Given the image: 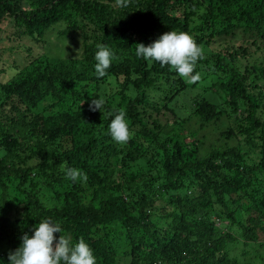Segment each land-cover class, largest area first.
<instances>
[{
  "label": "trees",
  "instance_id": "obj_1",
  "mask_svg": "<svg viewBox=\"0 0 264 264\" xmlns=\"http://www.w3.org/2000/svg\"><path fill=\"white\" fill-rule=\"evenodd\" d=\"M63 20L86 32L79 60L31 59L34 68L0 84V264L48 218L73 244L83 238L96 264H245L240 246L241 255L248 249L262 261L264 0H130L127 7L116 0H0V26L10 22L20 38L36 41ZM170 31L189 34L202 50L193 72L200 79L191 85L211 80L192 116L200 126L217 120L222 111L203 95L219 94L231 117L239 111L227 138L244 139L250 149L227 145L198 157L193 136L166 135L162 118L184 94L185 78L138 57L134 45ZM98 44L117 57L103 78L95 73ZM117 75L124 90L103 99L101 112L90 111L106 78ZM120 110L131 136L118 146L108 126ZM142 159L155 169L137 168ZM65 162L87 182L66 179ZM7 180L16 184L14 195H24L20 204L8 200Z\"/></svg>",
  "mask_w": 264,
  "mask_h": 264
},
{
  "label": "rangeland",
  "instance_id": "obj_2",
  "mask_svg": "<svg viewBox=\"0 0 264 264\" xmlns=\"http://www.w3.org/2000/svg\"><path fill=\"white\" fill-rule=\"evenodd\" d=\"M93 27H89L88 36ZM86 32L84 30L70 28L66 20L60 21L48 30H46L44 36L39 39L33 40L27 37H18L16 35V29L11 25L10 22L6 21L4 25L0 26V84H4L18 77L24 71L34 68V63L29 60L33 59L35 63L44 62L46 60H52L56 62L67 60L78 61L82 51V41ZM258 54L255 53L250 57L251 62L258 61ZM29 55V56H28ZM262 56V54H260ZM210 79L201 82L200 86L195 88L191 85L189 79L185 78L184 94L176 98L175 101L169 104L170 111L166 114V117L162 118L168 121L166 126V135L171 132L188 133L193 136L198 143L199 151L198 157H204L212 148H224L227 145H238L239 148H248L250 146L245 144L244 139L227 138L226 133L229 132L230 127H234V119L236 116L239 117V111L237 114L231 117L232 113L230 108L224 104L222 96L217 93H212L208 90L203 96L210 102L216 104L222 114L215 121L209 122L204 126H200L198 118L192 116V107L197 100L196 95H200L202 89L210 84ZM124 77L121 75L109 76L105 80V87L100 88V97L102 99L108 98L113 94L114 91L124 90L123 83ZM261 90L264 93V83H261ZM93 99H95L93 97ZM46 102L42 103L44 106ZM235 116V117H234ZM231 117V120L230 118ZM236 120V119H235ZM131 136V134H130ZM117 145H121L118 144ZM136 167L140 170L151 169L153 171V165L148 163L145 159L140 160ZM155 169V167H154ZM148 172V171H147ZM7 185L12 186L7 191L8 200L12 204H20V201H24V195H14L13 188L16 184H12L7 180ZM8 187V186H7ZM47 199L41 197L42 201L46 205H51L53 202V195L45 193ZM190 196V195H189ZM12 214L10 218L12 219ZM246 255H241L242 247L237 250L238 259L240 263L245 264H264V250L259 253L262 257V261L256 259L254 251H248ZM255 255V256H254ZM126 260H129L126 259Z\"/></svg>",
  "mask_w": 264,
  "mask_h": 264
},
{
  "label": "clouds",
  "instance_id": "obj_3",
  "mask_svg": "<svg viewBox=\"0 0 264 264\" xmlns=\"http://www.w3.org/2000/svg\"><path fill=\"white\" fill-rule=\"evenodd\" d=\"M129 3L130 0H116L119 7H127ZM134 46L138 57L159 62L161 66L168 65L179 77L187 78L192 83L200 79L199 73L193 75V72L196 62L202 59V50L189 34L170 31L148 46L142 43ZM97 48L95 73L97 78H103L111 62L117 57L113 50L103 44H98ZM84 103L82 101L81 105ZM103 104L101 98L92 99L89 110L101 112ZM125 117L126 113L120 110L108 126L109 135L118 144H125L130 139V129ZM61 167L66 179L74 183L78 180L82 184L87 182V174L82 170L69 167L67 162ZM62 231L60 223L51 218L41 220L32 229V237L27 233L23 234L20 247L9 252V264H96L93 251L83 238L73 244L71 236L63 235ZM54 234H59L58 239Z\"/></svg>",
  "mask_w": 264,
  "mask_h": 264
}]
</instances>
